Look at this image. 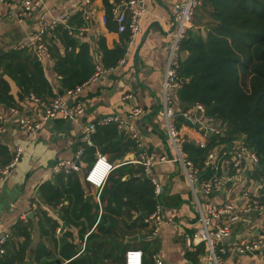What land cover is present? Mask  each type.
I'll return each mask as SVG.
<instances>
[{
    "label": "crops",
    "instance_id": "0c3cea01",
    "mask_svg": "<svg viewBox=\"0 0 264 264\" xmlns=\"http://www.w3.org/2000/svg\"><path fill=\"white\" fill-rule=\"evenodd\" d=\"M21 1L11 0L12 4H18ZM82 1L43 0L44 5L21 22L7 16L6 3L0 4V21L3 20L0 26V53L16 50L14 49L16 45L25 42L35 31L40 15L46 8L51 10L49 19L63 13L68 14L69 19L66 23L61 24L46 36L51 50V60L47 63L44 74L52 87L54 96L46 94L45 100H52L58 92L68 99L69 106L81 102L85 108L81 121L86 125L95 123L107 115L120 116L132 122L142 136L144 147L150 153L157 156L164 154L174 156L175 152L169 147L163 134L161 84L169 43L175 29L171 9L175 3L186 0H145L146 12L142 18V30L132 38L129 31L119 32L118 22L113 13L115 6L123 7L128 0H93V12L88 20L85 19L82 11ZM202 11L201 6L196 9L189 32L206 34L204 25L200 23V19L204 17ZM67 30L68 35L65 34ZM68 36L73 37L75 42V53L71 56L74 62L86 60L88 54H83L80 49L83 43H88L92 66L96 68L99 65L105 70L96 81L87 85L74 99L66 95L67 89L62 88L61 85L62 77L55 70L57 58L67 57V48L71 50V47H68L71 38ZM118 46L125 49L123 58L115 67H105L104 47L112 50ZM1 75L9 82L10 94L15 98L14 107H19L33 117H40L43 113L42 108L30 101L28 95L24 96L16 81L8 74H4L3 69L0 72ZM178 97L177 102L182 111L185 108L189 110L194 108V104L184 103L179 95ZM137 106L142 108V113L130 119V111ZM9 108L0 104L1 113H7ZM196 114L199 115V112L196 111ZM179 121L186 141L196 145L201 138L199 127H189L184 116L180 117ZM113 125L116 124L98 126L97 132L93 135L94 145L85 146L78 169L69 174L63 172L53 174L51 168L58 160L74 159L76 151L84 146L80 137L81 127L76 123L66 122L58 116L47 121L40 130L28 136L20 130L17 118L7 124L6 131L0 134V166L11 162L17 146H22L23 151L20 160L6 177L0 190V234L6 231L10 233L6 253L14 251L16 244L24 242L26 233L30 235V245L26 251V259L21 264H48L52 260L57 264L70 262L71 260L63 259L60 253L63 237L74 242L78 251L77 256L83 253L88 235L94 231L98 232L97 228L102 215L109 214L110 193L115 184L118 181L136 177L139 174L137 169L143 168L139 163V151L134 141L127 133L119 131L117 125V135H114ZM228 141L221 143L227 144ZM98 153L106 155L115 165L100 190L91 187L84 179L90 162ZM246 166L249 169V175L246 174L244 178L255 175L250 190L264 204V175L256 176L260 163L248 161ZM228 171L229 175L231 171ZM143 173H145L144 169L140 173L142 177ZM151 173L162 185L166 215L173 221L165 224L158 234L153 235V225L147 221L149 217L145 218L144 222L138 220L130 229L133 233L127 235L123 242L132 244L127 247V250L141 249L144 252V264H155L154 255L160 256L165 264H204L207 249L205 244L194 245L191 248L184 246V235L194 233L199 224L195 199L181 167L174 162H162L156 164ZM223 173L226 174V170H223ZM143 178L150 179L149 176ZM239 182L241 180H235L233 184ZM231 186L232 184L229 183V188H226L223 184L210 200L222 204L235 195L238 198V204L242 205L244 199L239 196V190L246 187L230 188ZM53 187L64 193L58 205L55 201H50ZM69 187H74V201L78 198L76 193L82 190L85 200L93 206L92 216L95 214V223L88 228L83 240L79 237L80 230L83 226L88 227L89 220L83 217L81 221L84 224L77 226L68 222L64 216L69 205L65 190ZM228 189L233 192L230 193ZM87 196H90V200H87ZM120 213V217L132 214L136 218L140 211L123 206ZM47 216L59 223L56 230L53 231L51 224L47 222ZM263 222L264 211L255 210L249 213L240 222L232 225L234 240L241 239L242 236L254 235L253 233L258 231V226ZM68 233L70 235H67ZM135 235H138V240H127L128 237ZM56 238L60 240L58 244L55 242ZM39 245H44V250L40 254L43 263H36L35 260ZM242 255L246 256L245 254H229L226 263L259 264L255 255L252 256L256 260L251 261L242 260L240 258Z\"/></svg>",
    "mask_w": 264,
    "mask_h": 264
},
{
    "label": "trees",
    "instance_id": "16d2710c",
    "mask_svg": "<svg viewBox=\"0 0 264 264\" xmlns=\"http://www.w3.org/2000/svg\"><path fill=\"white\" fill-rule=\"evenodd\" d=\"M201 7L204 17L200 23L206 34L188 32L183 41L182 49L188 51V57L182 60L180 74L187 81L179 92L180 99L187 104H203L209 116L223 121L228 129L225 137L220 136L221 141L245 137L259 157L260 168L256 173L259 177L264 175V0H204ZM70 38L68 47L71 50L67 48V57L59 56L55 65L56 72L62 77V88L67 90L86 82L96 70L90 61L88 43H83L80 49L83 54H88L86 60L74 62L71 56L75 53V42L73 37ZM104 52L103 63L109 68L118 64L125 49L104 47ZM2 69L16 81L24 96L31 92L43 100L46 94L54 96L44 74L45 68L27 50L0 53V72ZM0 104L6 107L16 105L9 82L3 75L0 76ZM113 134L117 135L116 125ZM184 148L190 159L202 167L208 150L192 143L185 144ZM142 171V167L138 168L136 177L115 184L110 193L109 214L102 215L98 232L88 235L83 253L77 256L74 242L63 237L61 256L71 260L66 264H124L127 247L132 245L123 243L125 237L133 233L130 229L134 223L138 220L144 222L155 211L158 202L152 181L143 178ZM210 173L206 170L204 176ZM51 192L50 201L58 205L63 191L53 187ZM65 192L69 205L64 216L68 222L80 226L84 224L83 217L89 220L88 227L83 226L80 230L79 237L83 240L88 228L95 223L93 206L85 200L82 190L76 193L77 201H74V187ZM162 196L163 193V203ZM123 206L136 208L141 215L120 217ZM47 222L53 231L59 226L57 220L49 216ZM55 242L58 244L60 240L56 238ZM29 245L30 235L26 233L25 241L1 257L0 264H21L26 259ZM43 250L44 245H39L36 263L42 262L40 254ZM48 264L57 263L52 260Z\"/></svg>",
    "mask_w": 264,
    "mask_h": 264
},
{
    "label": "built area",
    "instance_id": "2783aa9c",
    "mask_svg": "<svg viewBox=\"0 0 264 264\" xmlns=\"http://www.w3.org/2000/svg\"><path fill=\"white\" fill-rule=\"evenodd\" d=\"M204 0H186L175 3L172 6L171 14L175 21V29L172 33V40L169 43L166 66L161 84V105L164 116L163 134L169 147L174 150L175 155L157 156L150 153L143 145L142 136L137 131L131 121L125 120L117 115H107L100 118L95 123L83 124L81 119L85 113V108L81 102L69 106L68 99L56 93L52 100H43L31 92L28 99L37 103L42 108L40 117H33L23 112L19 107H10L7 113L0 112V134L6 131L7 124L17 118L19 128L25 135H31L40 130L49 120L61 116L64 121L76 123L81 127L80 137L84 146H81L75 153V158H63L58 160L51 168L53 174L67 173L78 169V163L85 152V146L94 145L93 135L97 132L98 126L115 123L119 131L125 132L134 141L139 151V163L143 166L144 172L150 177L154 185V193L158 202L155 211L149 216L147 221L153 225V235L160 232L161 228L173 221L166 215L165 207L161 201L162 185L152 176V169L156 164L162 162L177 163L187 180L188 187L194 196L196 205L197 230L192 234L184 235V246L191 248L194 245H206V258L204 264H227L226 258L229 254H245L247 251H259L255 255L259 264H264V222L258 226V231L252 236L234 240L232 235L233 224L240 222L249 213L257 210L264 211V204L248 188L239 190L244 203L238 204V198L229 197L224 203L218 204L210 200L211 196L218 188L225 184L226 188L233 181L244 179L246 175V162L259 164V157L256 151L252 150L245 137L240 136L235 139L233 150H229L227 144H222L221 137L226 136V125L217 117H211L206 112V106L200 103L194 104L192 110L185 112L179 108L177 100L180 90L183 87L182 76L180 74L182 64V44L187 38L192 27L195 11L202 6ZM6 3L7 16L23 21L27 16L42 7L43 0H22L18 4H12L11 0H0V4ZM93 0L82 1V11L86 20L91 17ZM46 8V7H45ZM146 12L145 0H128L122 6H115L113 13L118 22L119 32L129 31L130 37H134L141 32L142 18ZM51 10L48 8L40 15L38 25L29 38L14 47L16 50H27L43 66L51 60V50L46 41V36L53 32L61 24H65L69 19L66 13L49 19ZM3 20L0 21V26ZM105 70L97 65L92 77L86 82L65 91L69 98L78 96L91 82L96 81ZM131 97V95H128ZM199 112V115L196 114ZM142 113V108L134 107L129 114L133 119ZM183 115L189 127H199L201 138L196 142L200 148L207 149L208 154L202 167L197 166L189 157L184 148L186 138L180 126V116ZM212 144V145H211ZM22 146L15 148L11 162L5 166H0V190L6 177L16 166L22 156ZM115 165L104 154L98 153L90 162L85 173V182L96 190H100L105 185ZM210 170L209 176H204V172ZM226 170V174L223 173ZM228 170L231 171L228 175ZM199 182V188L196 182ZM230 193L233 190L228 189ZM10 239L9 232L0 234V256L6 254V244ZM155 264H165L160 256L154 255ZM125 264H144V252L141 249H129L126 251Z\"/></svg>",
    "mask_w": 264,
    "mask_h": 264
},
{
    "label": "water",
    "instance_id": "95a60500",
    "mask_svg": "<svg viewBox=\"0 0 264 264\" xmlns=\"http://www.w3.org/2000/svg\"><path fill=\"white\" fill-rule=\"evenodd\" d=\"M186 59H187V50H184V51L182 52V60L185 61ZM182 81H183V83H185L187 80H186V78H182ZM186 109H187V108H185L184 111H185ZM180 117H183V115H181ZM227 129H228V127L226 126V130H227ZM187 143H188V141H186V142L184 143V145L187 144ZM234 145H235V141H234V140H230V141L227 142V147H228L229 150H233ZM252 150L254 151L255 148H252ZM246 174L249 175V169L246 170ZM143 177H147V175H146L145 173H143ZM258 183H259V182H257V184H258ZM196 186H197V188H199V182H198V181L196 182ZM87 200H90V196H87ZM127 240H128V241H136V240H138V235L128 237ZM254 254H255V255L259 254V251H255V252H249V251H247V252L245 253V255H249V256H252V255H254Z\"/></svg>",
    "mask_w": 264,
    "mask_h": 264
},
{
    "label": "rangeland",
    "instance_id": "374dc122",
    "mask_svg": "<svg viewBox=\"0 0 264 264\" xmlns=\"http://www.w3.org/2000/svg\"><path fill=\"white\" fill-rule=\"evenodd\" d=\"M250 163V162H249ZM245 179V180H244ZM241 182H239L238 184H233V186L234 187H237V188H239V187H246V188H248V189H251V185L253 184V182H254V179H255V175L254 174H252L251 176H247L246 178H244ZM261 221H263L262 219H261ZM240 258L242 259V260H248V261H251L252 259L253 260H256V258L255 257H253V256H244V255H242V256H240Z\"/></svg>",
    "mask_w": 264,
    "mask_h": 264
}]
</instances>
